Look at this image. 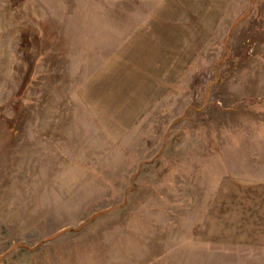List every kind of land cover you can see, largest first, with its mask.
<instances>
[{
    "label": "rangeland",
    "instance_id": "rangeland-1",
    "mask_svg": "<svg viewBox=\"0 0 264 264\" xmlns=\"http://www.w3.org/2000/svg\"><path fill=\"white\" fill-rule=\"evenodd\" d=\"M0 264H264V0H0Z\"/></svg>",
    "mask_w": 264,
    "mask_h": 264
}]
</instances>
